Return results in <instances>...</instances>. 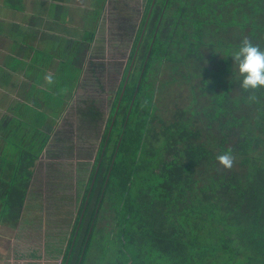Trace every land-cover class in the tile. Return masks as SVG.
Wrapping results in <instances>:
<instances>
[{"label": "trees", "instance_id": "1", "mask_svg": "<svg viewBox=\"0 0 264 264\" xmlns=\"http://www.w3.org/2000/svg\"><path fill=\"white\" fill-rule=\"evenodd\" d=\"M151 3L137 26L60 264H86L92 250L96 264H141L139 249L151 246L157 258L147 255L143 264H264V88L249 102L227 56L243 37L264 49V0ZM181 82L188 100L161 108V90ZM30 111L27 139L19 135L22 125L14 129L19 153L0 191L3 215L15 220L49 140L41 129L44 113ZM229 150L231 169L216 160ZM114 238L124 239L119 259L108 254Z\"/></svg>", "mask_w": 264, "mask_h": 264}, {"label": "rangeland", "instance_id": "2", "mask_svg": "<svg viewBox=\"0 0 264 264\" xmlns=\"http://www.w3.org/2000/svg\"><path fill=\"white\" fill-rule=\"evenodd\" d=\"M146 3L147 0H110L107 17L97 30L98 34L87 59L82 56L83 51L75 59L74 52H61V55L66 54V58L61 61L62 76H56L59 81L54 86L55 91L39 92L42 96L45 95V102L51 97L56 106L64 99V104L55 118L49 116V123L45 127L49 140L35 162L34 176L26 196L27 201H31L35 207L29 214L36 213L35 218L31 217L26 221V225L35 229L38 228L37 224L40 225V238L44 239L40 249L43 247L47 256L63 250L72 234L75 215ZM74 60L81 68L75 66ZM64 77H69L71 81H60ZM187 88L186 83L181 82L173 91L162 89L156 97L159 106L168 108L174 102L185 103L189 94ZM68 89L73 90L69 92ZM61 93L63 98L60 97ZM50 110L57 111L54 107ZM14 145L13 140H10L5 146L13 155L18 150ZM154 163V172L160 178V163ZM101 230L106 233L109 227ZM76 233L77 228L73 231V239ZM30 236L32 239V235ZM123 240L114 238L108 254L112 257L117 254L119 259ZM73 244L71 242L68 249ZM94 249L97 250V247ZM29 250L34 254V248ZM154 252L153 246L146 250L141 247L137 254L140 263L143 264L147 255L156 257ZM89 254L91 257L86 264H96L94 250L88 252L87 256ZM151 262L152 259L150 264Z\"/></svg>", "mask_w": 264, "mask_h": 264}, {"label": "crops", "instance_id": "3", "mask_svg": "<svg viewBox=\"0 0 264 264\" xmlns=\"http://www.w3.org/2000/svg\"><path fill=\"white\" fill-rule=\"evenodd\" d=\"M109 2L0 0V191L10 181L11 175L8 177L5 174L9 170L6 169L9 161L15 160L19 153L17 145H14L18 149L14 155L5 147L10 139L12 141L14 129L22 125L19 135L25 134L27 139L29 133L23 126L29 124V117L33 116L30 109H33L44 113L46 118L41 129L47 132L45 127L49 116L55 118L64 103L52 112L50 109L56 105L45 102V95L39 92L55 91L54 86L59 81L56 76L62 74L61 61L66 58V54L61 55V52H74L75 59L83 51L82 56L87 59L97 30L107 17ZM73 62L79 66L75 60ZM49 76L51 83L46 79ZM66 80L71 81L69 77ZM10 172L12 174V170ZM26 196L27 193L15 220L3 215L4 199L0 193V264H60L62 250L47 256L45 249H40L44 240L40 238V225L37 224L36 229L26 225V221L35 218L36 214H29L35 207ZM29 248H34V254Z\"/></svg>", "mask_w": 264, "mask_h": 264}, {"label": "clouds", "instance_id": "4", "mask_svg": "<svg viewBox=\"0 0 264 264\" xmlns=\"http://www.w3.org/2000/svg\"><path fill=\"white\" fill-rule=\"evenodd\" d=\"M227 56L234 59V68L238 73L239 86L247 93L249 102L257 101L256 92L264 88V49L254 44L248 37H243L238 46L228 52ZM49 83L52 78L46 77ZM216 160L224 168L231 169L234 157L231 151L216 156Z\"/></svg>", "mask_w": 264, "mask_h": 264}, {"label": "water", "instance_id": "5", "mask_svg": "<svg viewBox=\"0 0 264 264\" xmlns=\"http://www.w3.org/2000/svg\"><path fill=\"white\" fill-rule=\"evenodd\" d=\"M153 1H154V0H152L151 7H152V4H153ZM151 7H150V9H149V11H148L147 18H148V16H149L150 11H151ZM147 18H146V20H147ZM145 22H146V21H145ZM132 63H133V60L131 61L130 67H129L128 72H127V76H128V74H129V71H130V68H131ZM127 76H126V78H127ZM126 78L124 79V82H125Z\"/></svg>", "mask_w": 264, "mask_h": 264}]
</instances>
